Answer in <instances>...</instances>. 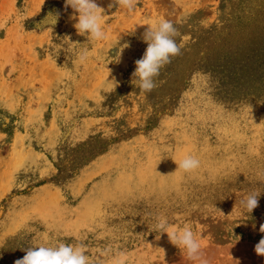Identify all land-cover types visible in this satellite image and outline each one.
I'll return each mask as SVG.
<instances>
[{"label": "rangeland", "instance_id": "374dc122", "mask_svg": "<svg viewBox=\"0 0 264 264\" xmlns=\"http://www.w3.org/2000/svg\"><path fill=\"white\" fill-rule=\"evenodd\" d=\"M97 3L103 41L78 34L65 0H0V264L58 242L89 264H193L158 217L190 228L209 264H264V0ZM161 20L181 52L144 92L135 61ZM188 155L200 167L185 173Z\"/></svg>", "mask_w": 264, "mask_h": 264}, {"label": "clouds", "instance_id": "9594fccd", "mask_svg": "<svg viewBox=\"0 0 264 264\" xmlns=\"http://www.w3.org/2000/svg\"><path fill=\"white\" fill-rule=\"evenodd\" d=\"M136 4L137 0H112L109 7L118 5L132 12ZM65 7H71L74 13L78 14L74 17L77 20L74 27L78 34L87 36L88 40L108 39L102 27L104 9L98 5L97 0H65ZM56 17H59L58 12ZM148 26L142 36V40L148 46L142 58L135 61L136 67L132 74L133 77L138 78L139 87L144 92H151L155 88L154 78L159 75L161 68L171 63V58L181 52L176 39L180 33L171 21L161 20L157 25ZM79 45L78 59L83 63L89 58L90 49L83 46L84 44ZM128 46V44L120 46L115 56L111 57L112 62H119L123 49ZM110 82L116 87L115 79ZM174 162L178 165V170H183L185 173L200 167V161L191 155L185 156L178 163ZM260 194L256 191L247 193L239 199V205L248 213H252L259 205ZM155 230L160 234L167 233L169 241L184 250L187 259L193 264H209L202 252L201 243L190 228L177 230L170 227L166 217H158ZM259 231L264 233V224L260 226ZM22 250L26 254L23 258L15 260L14 264H89V257L83 244L72 246L58 242L55 246H37ZM254 251L258 256H264V238L255 245ZM126 262L127 255L124 252H118L112 257V264H126Z\"/></svg>", "mask_w": 264, "mask_h": 264}, {"label": "bare ground", "instance_id": "6f19581e", "mask_svg": "<svg viewBox=\"0 0 264 264\" xmlns=\"http://www.w3.org/2000/svg\"><path fill=\"white\" fill-rule=\"evenodd\" d=\"M38 3V2H37ZM36 4V3H35ZM37 5V4H36ZM38 6V5H37Z\"/></svg>", "mask_w": 264, "mask_h": 264}]
</instances>
